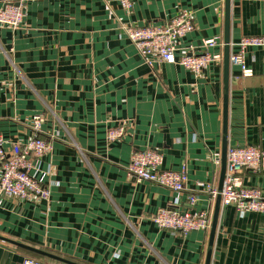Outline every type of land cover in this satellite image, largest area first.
Here are the masks:
<instances>
[{"label":"crops","instance_id":"1","mask_svg":"<svg viewBox=\"0 0 264 264\" xmlns=\"http://www.w3.org/2000/svg\"><path fill=\"white\" fill-rule=\"evenodd\" d=\"M130 3L27 0L21 28L0 25V134L7 148L25 144L34 136L33 116L41 115V136L51 143L30 170L49 197H5L0 235L80 264H205L211 229L183 234L158 227L152 216L176 205L213 217L216 198L197 183L221 182L225 0ZM182 11L194 28L176 56L193 50L222 58L202 73L149 65L126 32ZM230 13L231 56L241 37L264 35V0H231ZM213 39L219 42L205 47ZM244 59L245 71L230 61L227 145L264 153V47H248ZM120 126L124 135L110 142L108 130ZM148 148L162 152L164 169L186 167L184 191L128 175L131 156ZM238 178L264 195L263 163ZM26 255L0 239V264H23ZM211 264H264V213L221 203Z\"/></svg>","mask_w":264,"mask_h":264},{"label":"built area","instance_id":"2","mask_svg":"<svg viewBox=\"0 0 264 264\" xmlns=\"http://www.w3.org/2000/svg\"><path fill=\"white\" fill-rule=\"evenodd\" d=\"M27 0H5L0 9V25L13 29L21 28L25 21L24 4ZM125 8H130V0H121ZM194 28L192 16L182 11L163 24H147L145 26H127L129 39L136 45L146 63L152 65L155 61L177 63L193 73H202L210 65L221 61V55H213L206 51L190 50L176 56L177 45ZM219 41H207L205 47H213ZM239 52L230 56V61L246 69L244 51L248 47H264V35L244 36L237 43ZM43 116H33V138L25 144L12 143L6 147V139L0 134V207L5 197L19 199H46L49 190L30 170L33 161L41 159L51 149V143L41 136ZM125 133L123 126L109 129L107 139L115 141ZM164 157L161 151L154 148L136 151L127 166L128 175L137 181H150L174 191L186 189L188 180L186 167L181 170H166L163 168ZM264 164V153L257 146H230L226 155V173L223 187L219 192L217 187L199 182L198 187L208 193L212 199L221 194L223 205L235 206L242 211L264 213V195L257 188L241 186L238 175L247 168H256ZM194 193L188 194V201L194 205L197 201ZM153 222L160 228L177 231L183 234L194 230H209L212 214L209 212H192L181 210L178 206L164 207L152 216ZM23 264H42L41 260L26 255Z\"/></svg>","mask_w":264,"mask_h":264},{"label":"water","instance_id":"3","mask_svg":"<svg viewBox=\"0 0 264 264\" xmlns=\"http://www.w3.org/2000/svg\"><path fill=\"white\" fill-rule=\"evenodd\" d=\"M231 9V0H225V52H224V83H225V113H224V145H223V154H222V171H221V182L219 185V192H221L222 187H223V181L225 178V173H226V155H227V107H228V83H229V68H230V13ZM220 207H221V194L219 193L218 196L216 197V206L215 210L213 213L212 217V222H211V230H210V239H209V245H208V250H207V257H206V263L205 264H211V259H212V253H213V244H214V239H215V234H216V229H217V222H218V217H219V212H220ZM0 239L3 241H7L9 243H12L16 246L22 247L24 249L33 251L35 253L40 254L41 256L51 258L66 264H80L75 261L69 260L67 258H64L62 256H59L57 254H54L52 252L46 251L41 248L33 247L30 245H27L25 243L9 239L7 237L1 236Z\"/></svg>","mask_w":264,"mask_h":264},{"label":"trees","instance_id":"4","mask_svg":"<svg viewBox=\"0 0 264 264\" xmlns=\"http://www.w3.org/2000/svg\"><path fill=\"white\" fill-rule=\"evenodd\" d=\"M23 250H25V252L28 254V255H30V256H33V257H44V256H41L40 254H38V253H35V252H33V251H30V250H27V249H24V248H22Z\"/></svg>","mask_w":264,"mask_h":264},{"label":"rangeland","instance_id":"5","mask_svg":"<svg viewBox=\"0 0 264 264\" xmlns=\"http://www.w3.org/2000/svg\"><path fill=\"white\" fill-rule=\"evenodd\" d=\"M37 257V256H36ZM38 259H42L41 257H37Z\"/></svg>","mask_w":264,"mask_h":264}]
</instances>
